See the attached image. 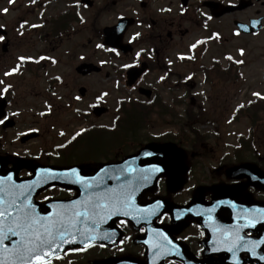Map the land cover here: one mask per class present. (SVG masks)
<instances>
[{
    "label": "rangeland",
    "instance_id": "obj_1",
    "mask_svg": "<svg viewBox=\"0 0 264 264\" xmlns=\"http://www.w3.org/2000/svg\"><path fill=\"white\" fill-rule=\"evenodd\" d=\"M93 1L96 3L95 7L99 8L104 0ZM197 1L190 0V4L195 6ZM78 2L77 0H0V27L5 26L10 30L7 37L10 42L7 54L2 55L1 47L4 41L0 43V94L6 93L11 99L7 111L17 124L8 135L0 134V157L6 156L10 162L14 158L37 157L43 150L46 154L51 148L71 142L73 136L89 131L91 126L111 129L119 105L125 104L124 108H126L131 101L140 99L137 89L145 87L162 97L164 105L172 107L175 99L182 101V105L173 106L179 111L180 117H184L186 105L191 101L194 112L201 107L204 115L198 118L201 121L196 123L200 124L195 126V132L199 137L195 132L184 129L181 130L180 140L185 141L187 145H194L198 139L197 146L201 147L202 143H207L209 146L210 150L205 154L211 153V155L203 156L202 160L203 183L206 185L214 181L233 183L234 181L224 177L220 168H230L229 165L235 162L234 155L241 148L237 149L238 143L240 140H248L250 136V122L244 118H238L235 122L231 120L232 113L252 103L255 97L264 100V29L254 36L237 35L233 25L236 15L210 24V34L217 39L220 37L221 40L219 42L214 40L208 44V52L204 56L206 65L213 59L223 62L226 56L239 60L243 69L239 72L240 75H233L236 84L220 82L211 87L204 82L201 75H195L189 81V85H192L190 82H195L189 95H186L183 89L177 90L178 87L173 91L169 90L178 82L173 78L176 74L180 73L188 77L194 73L191 69L193 64L187 66L183 61H192L189 50L207 36L206 33H195L183 42L179 37H175V45L173 47L170 45L169 49L161 52V56L166 54L167 66L173 71V76L167 79L166 85L164 71L151 68L138 87L128 89L125 85V74L124 77H120L119 74L122 70L134 66L139 57L147 58L149 62L150 60L154 62L153 66H157L153 47L138 41L140 38L148 37L149 29L143 21L149 15L153 20H158L165 14L170 18L178 17L183 10L181 1L110 0L107 11L96 24L91 20L93 11L81 6L79 15L83 17L84 23L74 24L72 30L67 33L69 35L64 37L65 40L60 41L64 39L62 37H58L59 39L50 37L47 41L39 39L37 33L44 32L50 19L58 18L70 7L78 5ZM141 3H147V7L143 9ZM257 9L264 17V6H257ZM253 15L254 10H249L239 16L244 20ZM120 17H133L139 21L129 30L125 38L126 42H136L133 44L136 52L130 57L112 60L102 46L103 40L98 38V34L102 29L117 24ZM190 27L193 26L185 25L184 29ZM146 41L144 39V42ZM162 59L163 57H160V60ZM84 62L98 65L103 73L86 78L79 77L75 73V68ZM24 64H28L30 69L24 68ZM81 87L88 90L84 98L78 94ZM96 105L108 107L110 114L99 120L94 119L92 115L88 121L83 120L84 113L91 114L92 108ZM178 121L180 118L172 119L171 124H163L162 127H157V124L146 136L161 138L168 133L175 134L176 129L181 127ZM175 124L179 126L173 127ZM31 132H38L40 137L22 146L19 142L20 137ZM261 140L264 141V137ZM262 141H260L261 146L251 147L254 151L252 155L244 153L243 148L240 149V152L242 151L240 155L241 158L250 160L249 163L263 170L264 142ZM127 149L132 150L131 147ZM86 153L89 155L90 151L85 148L77 152L83 155ZM93 153L99 154L95 151ZM222 162H225L224 166L220 165ZM20 175L26 177L27 173L22 171ZM249 192L256 196L264 195L252 188Z\"/></svg>",
    "mask_w": 264,
    "mask_h": 264
},
{
    "label": "flooded vegetation",
    "instance_id": "obj_2",
    "mask_svg": "<svg viewBox=\"0 0 264 264\" xmlns=\"http://www.w3.org/2000/svg\"><path fill=\"white\" fill-rule=\"evenodd\" d=\"M207 1L234 5L241 0H232L231 2L229 0H198L195 6H192L193 4H190L189 0L188 6L182 5L183 10L178 17L170 18L168 14H165L158 20H153L152 16L149 15L143 21L149 29L147 39L149 45L153 47L155 64L160 71H164V64L166 63V54L161 56V52L169 49L170 45L172 47L175 45V37H179L180 41L183 42L195 33H206L207 36L196 44L198 49L205 43L216 40L209 32V26L212 22L223 20L226 17H234V15L236 17L233 25L235 21L250 24L252 20L264 19L260 15V10L257 9V6H263V0L260 2L248 0L253 2L250 8L232 15H226L221 19H215L209 9L204 7ZM249 10H254V15L242 20L239 15ZM136 21L139 23L138 20ZM185 25L193 27L184 29ZM234 29L240 35L235 27ZM207 52L208 50L205 52L189 51L190 55L196 59L197 75H201L207 85H210L211 80L213 83H219L217 68L214 65L217 60H210L206 65L204 56ZM160 57L163 59L160 60ZM143 59L145 61H142ZM148 60L140 57L135 66L147 62L149 70L154 68V62ZM183 63L187 62L183 61ZM226 63L224 58L221 65L222 69ZM164 75V84L166 85L168 79L166 71H164ZM189 77L186 79L185 75L176 74L173 78H176L178 82L174 84V87L184 91L186 87L193 88L195 82L192 81L190 82L192 85H189V81L194 78V75L191 73ZM224 78L228 81L221 83H233V80H229L231 78L229 75L221 76L220 79ZM234 84L236 83L234 82ZM154 98L157 103H164L163 98L155 93ZM176 134L179 135L180 133L176 131ZM176 141L179 143L177 142L175 150L159 161L166 164L168 175L163 176L158 181L154 192L145 194L140 200L141 205H150L148 210L142 212L141 220L138 218L137 204H130V206L122 204L121 200L116 201L115 194H110L111 197L108 200L104 198L98 203H86L84 210L80 211V214L85 216L83 233L76 235L77 238H81L77 240L79 246L68 250L62 256L49 260V264H258L256 261L248 262L249 257L255 254L254 252L249 254L239 250L236 252L238 254L236 260L233 261L234 252L228 243L213 241V237L209 239L202 223L209 224L211 221L207 218L201 219V212L196 206L201 205L202 200L207 204L212 201L213 186L217 184L232 185L235 182L214 181L209 185L203 183L201 176L202 160L204 153L210 149L209 146L207 143H202L201 147L187 145L185 141L179 138ZM40 159L41 152L38 153L37 160L34 159L38 162L34 163H41ZM9 160L8 158V169L13 166L15 158L11 162ZM95 165L93 163L82 166L86 174H93L97 168ZM24 172L27 173V177L31 175L30 170H24ZM171 177L179 178L182 181L179 190L169 188L168 181ZM52 193L55 194L52 195ZM76 194L74 190L51 188L39 194L35 202L42 204L56 199L71 200ZM263 196L254 195V198L257 201H264ZM198 199H200V204H196ZM192 206L195 207L193 211L189 210ZM226 217L227 213L221 214V218ZM247 236L256 237L250 233Z\"/></svg>",
    "mask_w": 264,
    "mask_h": 264
},
{
    "label": "water",
    "instance_id": "obj_3",
    "mask_svg": "<svg viewBox=\"0 0 264 264\" xmlns=\"http://www.w3.org/2000/svg\"><path fill=\"white\" fill-rule=\"evenodd\" d=\"M182 2L186 6L188 0H182ZM82 3L90 7L93 6L91 0H82ZM205 6L210 8L216 18H220L226 14L247 9L250 3L242 0L238 6L225 7L220 3L207 2ZM261 22L262 20L252 22L255 31H252L251 26L248 27L239 22L235 24L241 32L251 34L262 29L259 28ZM134 23L132 19L122 18L116 26L104 29V46L119 50L124 55L132 54L134 51L132 46L125 44L124 39ZM3 35H6V32L0 29V37ZM3 50L4 52L7 51V45L4 46ZM146 70V65H142L140 69H130L127 73V86L130 88L135 86ZM76 71L85 77L93 73H100L101 69L93 64L84 63ZM86 92L85 88L79 91L82 97L86 95ZM139 94L148 100L152 96V92L147 89H140ZM6 107L7 101L1 99L0 120L6 115ZM108 113L109 110L105 107L93 109V114L97 119ZM14 126L15 122L8 120L3 128L8 129ZM38 137L37 133L27 135L21 139V143L26 144ZM175 148L174 144L147 145L136 155L129 156L120 163L101 165L92 176L87 175L81 167L56 168L32 165L25 161H18L11 170L2 174L5 168V160L0 158V213L13 219L21 218L24 212L29 213L30 217L36 221L33 227L38 233H43L45 226L54 225V242L51 244L41 243L40 240H35L31 234L14 235L9 229L15 228L16 223H11L9 229L0 226V264H24L22 257L29 255L24 251V240H32L33 244H39L41 252L49 253L46 257L47 260L63 253L67 246H79L76 243V235L83 232L84 223L82 215L78 213L84 210V204L99 202L104 198L108 200L111 197L110 194L113 192L116 194L119 188L126 189L131 185L132 194L137 195L135 200L139 204L143 194L153 191L157 181L162 176L168 175L167 166L156 163V161L166 157ZM24 168H30L33 175L27 180H20L18 175ZM227 174L232 179H247L248 184L231 188L215 187L212 203L206 205L202 202L204 207L201 210L203 213L209 212L213 215L219 210L228 211L229 219L227 220H221L219 216H216L218 219L217 226L223 225L228 228L230 237L227 241H231L234 246L242 242L247 244V247L255 245L257 249L260 247L264 254V203L255 202L251 195L241 196L247 186H253L264 191V172L254 165L242 164L229 169ZM181 182L179 178L171 177L168 186L173 190H179ZM51 186L75 189L78 195L72 201H50L37 209L34 202L36 196ZM2 217L0 216V218ZM247 232L257 233L259 236L254 240L244 239ZM41 240L46 241V238L41 236ZM260 263L264 264V261Z\"/></svg>",
    "mask_w": 264,
    "mask_h": 264
},
{
    "label": "trees",
    "instance_id": "obj_4",
    "mask_svg": "<svg viewBox=\"0 0 264 264\" xmlns=\"http://www.w3.org/2000/svg\"><path fill=\"white\" fill-rule=\"evenodd\" d=\"M104 2L106 10L110 4V0H105ZM70 15L74 16L69 12V14L64 15L63 20L58 22L57 25L54 23V26L48 32L50 37H60L65 34V24L67 21L77 22V18L75 16L71 17ZM101 37V32H99L98 38ZM43 40H45L44 37ZM232 67L233 69L238 68L234 65H232ZM154 103L155 102H133L130 106L123 109V118L116 120V126L113 129H106L103 132L97 128H91L87 134L79 136L69 144L68 148L60 150L59 157L46 159L44 156L41 162L43 164L53 163L58 166L71 164L87 165L102 157H104L105 160H110L111 156L118 157L117 154L125 156L130 152L127 150L128 147H131L132 150H138L145 143L175 142V137L172 135H166L162 138H148L146 136L148 131L152 130L157 124L158 126L171 124V120L170 123H168L169 121H166L162 117L163 114L173 115L169 107L167 105ZM238 112L240 116L248 119L251 128L249 139L245 141L240 140L239 145L249 151V155H252L254 151L251 147L261 146L260 141H262L261 139L264 137V101L250 103L240 108ZM157 115H159V117ZM87 118L88 117H85V119ZM196 122H198V118L193 111L192 105L188 104L186 117L183 119V123L179 129H186L194 133L196 124H199ZM197 136L199 137V134H197ZM83 148L90 151V154H77L79 149L82 150ZM93 151L99 154L95 155ZM237 154H241V152H237ZM238 158L241 160L240 156H238ZM262 166L264 170V160Z\"/></svg>",
    "mask_w": 264,
    "mask_h": 264
},
{
    "label": "snow or ice",
    "instance_id": "obj_5",
    "mask_svg": "<svg viewBox=\"0 0 264 264\" xmlns=\"http://www.w3.org/2000/svg\"><path fill=\"white\" fill-rule=\"evenodd\" d=\"M5 11H7V9H5ZM0 39H3V37H0ZM256 95H259V93H256ZM2 215L3 213H0V216ZM15 223L16 227L9 229L14 235L26 233L31 234L35 240H40L41 243L47 242L51 244L54 242V225L45 226L43 233H38L37 230L33 227L36 221L33 220L27 212H24V215L19 218ZM41 236L45 237L46 241L41 240ZM23 246L24 251L29 254L28 257H22L24 259V264H49V261L46 259L49 253L41 252L39 244H33L32 240H24Z\"/></svg>",
    "mask_w": 264,
    "mask_h": 264
}]
</instances>
